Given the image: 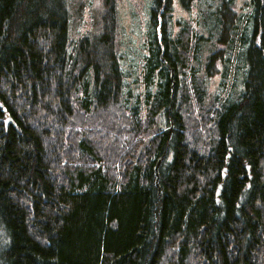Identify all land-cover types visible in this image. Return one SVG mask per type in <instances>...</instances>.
I'll list each match as a JSON object with an SVG mask.
<instances>
[{
    "label": "trees",
    "instance_id": "16d2710c",
    "mask_svg": "<svg viewBox=\"0 0 264 264\" xmlns=\"http://www.w3.org/2000/svg\"><path fill=\"white\" fill-rule=\"evenodd\" d=\"M252 2L243 29L233 0L180 27L157 0L135 63L116 0L78 38L70 0H0V264H264ZM242 39L244 87L210 90L216 52L237 64Z\"/></svg>",
    "mask_w": 264,
    "mask_h": 264
},
{
    "label": "rangeland",
    "instance_id": "374dc122",
    "mask_svg": "<svg viewBox=\"0 0 264 264\" xmlns=\"http://www.w3.org/2000/svg\"><path fill=\"white\" fill-rule=\"evenodd\" d=\"M118 6V15H119V25H120V50L126 51L130 49L131 54L129 59L134 60L135 63L139 62L138 58H135L136 52L139 53L142 47L143 40L146 35L147 28L149 27L150 21L152 20V8L156 6L157 0H116ZM218 0H195L192 4L191 10H187L183 6L181 0H172V5L174 9L172 11L173 20L176 21L177 27H180L184 22L195 21L197 17H202L205 14H211V10L215 7ZM238 9V12L241 14L238 21L240 27H244L249 22V16L251 17V12L249 6L252 8V0H233ZM162 3H166V0H161ZM71 7L70 12L75 10L77 14L83 10V19L82 17L78 26V29L74 32V38H78L86 31H91L93 28L92 23L95 20V16L99 15L103 11V0H70ZM161 11H157V15H161ZM157 16V17H158ZM99 18V17H97ZM83 28V30H82ZM161 29L158 27V30ZM248 33H253L254 28L251 26L246 29ZM231 36V33H229ZM245 36V34H244ZM243 41L244 43H241ZM240 41V46L237 47V52L240 53L236 59H234L237 64L229 61V58L225 56L224 59L220 58L221 51L216 52L215 56L218 58L217 67L219 73L212 76L210 79V90L216 91L217 93H227V88L231 91L234 90L232 87H236V91L241 90L244 87V83L240 76H238L239 71L242 75L246 74L247 63L243 61L245 57L246 42L242 39ZM130 47V48H129ZM224 45L222 46V49ZM142 53V51H141ZM127 66V62L124 64ZM229 92V91H228ZM225 96V95H223ZM131 134L139 133V128L129 127ZM142 131V130H141ZM134 141H137L134 139Z\"/></svg>",
    "mask_w": 264,
    "mask_h": 264
},
{
    "label": "water",
    "instance_id": "95a60500",
    "mask_svg": "<svg viewBox=\"0 0 264 264\" xmlns=\"http://www.w3.org/2000/svg\"><path fill=\"white\" fill-rule=\"evenodd\" d=\"M220 187H221V185L219 186V189H220ZM219 189L217 190V194H219V192H220Z\"/></svg>",
    "mask_w": 264,
    "mask_h": 264
}]
</instances>
